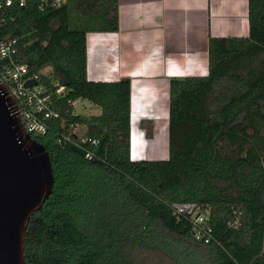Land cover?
I'll use <instances>...</instances> for the list:
<instances>
[{"label":"trees","instance_id":"obj_1","mask_svg":"<svg viewBox=\"0 0 264 264\" xmlns=\"http://www.w3.org/2000/svg\"><path fill=\"white\" fill-rule=\"evenodd\" d=\"M248 13V37H209L207 76L170 81L169 158L134 162L130 79L92 82L82 66L44 74L59 49L39 39L61 28L117 32L118 0L57 8L27 0L0 12V42L17 40L19 62L39 75L61 116L32 134L49 153L55 186L29 222L28 264H149V253L163 264H264V0H248ZM79 99L100 114H76ZM76 126L99 141L91 160L57 142ZM183 203L210 210V243L173 215L171 205Z\"/></svg>","mask_w":264,"mask_h":264},{"label":"crops","instance_id":"obj_2","mask_svg":"<svg viewBox=\"0 0 264 264\" xmlns=\"http://www.w3.org/2000/svg\"><path fill=\"white\" fill-rule=\"evenodd\" d=\"M118 23L77 36L80 67L92 82L130 79L131 160L165 161L170 81L208 75L209 37L249 36L248 0H118ZM154 128L166 134L163 152L150 149Z\"/></svg>","mask_w":264,"mask_h":264},{"label":"water","instance_id":"obj_3","mask_svg":"<svg viewBox=\"0 0 264 264\" xmlns=\"http://www.w3.org/2000/svg\"><path fill=\"white\" fill-rule=\"evenodd\" d=\"M37 83L29 80L26 87ZM54 186L48 151L27 133L16 102L0 84V264H28L24 248L28 225Z\"/></svg>","mask_w":264,"mask_h":264},{"label":"built area","instance_id":"obj_4","mask_svg":"<svg viewBox=\"0 0 264 264\" xmlns=\"http://www.w3.org/2000/svg\"><path fill=\"white\" fill-rule=\"evenodd\" d=\"M66 2L67 0H50L54 8L61 7ZM26 3L27 0H0V12L14 4L24 7ZM17 55V40L10 38L0 42V84L9 91L16 102L17 112L27 133L31 136L32 134L43 136L50 128L49 122L53 119L58 120L61 116L53 109L55 100L52 94L39 84V75H29L28 65L20 63ZM29 80H36L38 83L27 88L26 82ZM64 90V87H60L56 94L60 95ZM74 130L72 129L68 135L61 136L58 144H74L84 149L86 158L91 160L95 157L99 141L80 136ZM83 144H90V148L86 149ZM171 209L178 221L187 219L192 223L193 235L197 240L205 243L212 241L209 209L193 203L172 204Z\"/></svg>","mask_w":264,"mask_h":264},{"label":"rangeland","instance_id":"obj_5","mask_svg":"<svg viewBox=\"0 0 264 264\" xmlns=\"http://www.w3.org/2000/svg\"><path fill=\"white\" fill-rule=\"evenodd\" d=\"M72 34L67 29H59L58 31L42 32L39 35V39L44 42L45 45L51 44L59 49V53L54 56V59L49 67L43 70L44 74H49L57 66H64L70 71L75 72L82 63L83 49L80 44V38ZM75 113L78 115L90 116L99 115L100 110L91 106L88 101L79 99L74 103ZM136 118V117H135ZM75 133L83 135L85 133V128L82 126L75 127ZM150 132V131H149ZM164 132H156L154 128L153 138L150 142V149H155L156 146L161 147V152H163L165 145ZM140 138V137H139ZM140 148V147H139ZM151 256L149 258V264H163L157 256L154 254H147Z\"/></svg>","mask_w":264,"mask_h":264}]
</instances>
